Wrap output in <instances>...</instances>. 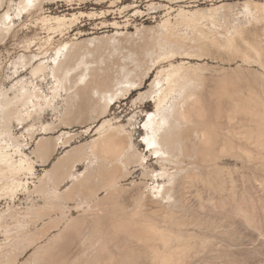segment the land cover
<instances>
[{
  "label": "rangeland",
  "instance_id": "obj_1",
  "mask_svg": "<svg viewBox=\"0 0 264 264\" xmlns=\"http://www.w3.org/2000/svg\"><path fill=\"white\" fill-rule=\"evenodd\" d=\"M53 1L46 8L45 14L36 18L48 17L61 19L60 21L52 20L50 24L44 25L40 19L36 24L33 20H28L25 25L20 24L15 32L0 44V90L12 85L13 64L21 55L37 54L43 57L46 53L47 58H50L62 45L84 44L94 38H98V47L104 45L108 37L119 32L133 35L132 40L140 46H143L144 42L151 45L149 48L154 50L152 57H145L141 53L133 55L131 47L126 44L125 49L114 54L96 52L89 61L99 63L105 60L106 64L113 62L114 71L126 67L134 77L142 76L148 71L149 75L142 90L135 92L127 101L113 106L106 117L114 119L115 125H127L128 119L136 111H142L138 113L134 126L135 142L141 143L143 132L140 127L147 119L146 113L155 110V103L153 97H150L143 102L147 104L146 108L136 109L133 102L141 94L152 96L151 84L157 77L164 80L168 73L178 71L180 75L196 73L202 78L205 77L200 95L210 126L215 125L212 127L216 132L217 141L225 137L229 130L235 131V127L227 128L225 117L235 103L241 104L253 114L243 118V130L253 133L258 128L255 121L264 115V0ZM247 3L251 6V14H254L245 13ZM226 6L231 9L233 7L232 11ZM211 7H218V10L211 12ZM192 12L195 17L190 14ZM216 12H221V15L217 16ZM227 13H230L229 16ZM214 16L219 20L214 21ZM256 16L260 17L259 20ZM223 17H228V21ZM210 23L213 25L212 30ZM188 24H197L200 29L209 28L208 31H212L211 34L215 37L219 34V39L223 33H229L226 36H231L233 31L241 26L244 32L236 38L238 52L211 48L205 56L191 60L178 54L165 55L168 50L155 45V40L165 31V27L171 26L169 29L181 36L188 33L189 37L197 36V31ZM49 26L53 27L51 31ZM214 28H221L218 31H222V36ZM232 36H235V33ZM260 47L263 56H260ZM50 87V80L42 84L43 91L48 95H51ZM65 97L63 94V99ZM59 104L63 106V100L60 99ZM79 105L80 103L77 107ZM88 113H84L85 116L80 120L74 119L68 129L60 128L45 135L42 134V125L57 121L55 114L46 111L39 119L27 123L28 125L14 123L10 134L3 136L7 142L2 145L7 148L13 146L7 149L11 157L20 159L15 145H21V150L32 159L34 171L32 174L24 172L21 176V187L0 197V264L161 263L153 250L134 237L139 231L133 221L145 220L134 214L138 207V198L149 194L152 196L153 187L157 186L154 181L144 177V168L140 165L135 164L130 169V174L124 173L120 176L118 186L110 188L98 175L97 164L93 168L88 162L82 163L75 173L89 175V184L93 187L92 190H95L92 197L84 196L82 201L69 198L53 199L36 191L45 187L47 190L58 188L61 193L73 189L75 181H65L63 178L56 179L55 182L48 180L53 176V165L68 150L85 146L97 138L95 133L102 122H89ZM32 124L35 135L31 139L32 132L29 127ZM67 132L73 135L69 143L71 147L66 148L63 144L65 138L55 146L54 141ZM41 138H47L52 143L48 153L43 156L36 154V146ZM239 143L234 138L232 144L235 149L220 155L216 160L217 166L211 170L223 172L228 181L229 192L226 190L215 195L211 202H206L209 195L201 187L199 189L202 202L194 195H188L189 209L184 218L193 221L194 225L183 227V230L196 232V236L172 243L174 249H185L186 252L182 255H179L180 251L174 254L167 252L166 256L171 257L169 264H264V149L257 144L256 138H247L242 142L246 154L239 156L236 149ZM138 144L140 152H144V147ZM149 166L157 171L161 170L154 160L149 162ZM189 167V159L184 158L169 169L174 172L177 168L187 170ZM197 170L203 176L209 174V171L202 167ZM11 182L12 178L9 176L6 183ZM201 206L207 207L203 208L205 212H202ZM146 219L159 222L151 218ZM152 247L165 251L159 242H153Z\"/></svg>",
  "mask_w": 264,
  "mask_h": 264
},
{
  "label": "bare ground",
  "instance_id": "obj_2",
  "mask_svg": "<svg viewBox=\"0 0 264 264\" xmlns=\"http://www.w3.org/2000/svg\"><path fill=\"white\" fill-rule=\"evenodd\" d=\"M52 1L0 0V44L12 35L20 24L25 25L28 20H33V23L36 24L40 19L36 17L45 14L46 8ZM245 5V13H248V15L254 14H251L249 8L251 6L248 3ZM228 6L226 8L230 10L231 8H228ZM213 8L211 12L218 10V7L217 9ZM255 9L257 8L255 7ZM190 14H193V12ZM229 14L227 13L228 16ZM220 15L221 12L217 14V16ZM256 17L259 20L260 17ZM225 18L223 17L224 20ZM227 18L226 21H228ZM213 19L214 21L219 20L215 19V16ZM253 19H255L254 16ZM40 20L44 25H48L52 20L57 22L61 19L43 17ZM197 24H188L197 31V36L190 37L188 32L187 35L181 36L178 35L179 33L176 34L173 30H170L171 26L165 27V31L155 40V45H158L161 49H167L169 52L166 51L165 55L167 53L171 54L168 56L178 54L191 58V60L192 58L205 56L211 48H223L224 50L238 52L236 38L244 32L241 26L233 31L235 36H232L233 33H230L231 36H228L229 33H225V35L223 33L225 37L221 35L222 31H218L221 28L218 30V27L214 28L222 36L219 39V34L218 37L212 35V31L209 32V28H205L206 25L203 27L205 29H200ZM210 24L212 30L213 25ZM48 28L51 31L53 27L49 26ZM226 34L228 35L226 36ZM133 38V35L117 32L115 35L108 37L106 43L102 46L97 47L96 41L98 38H94L84 44L62 45L50 58H47L46 53L43 54V57L37 54L18 57L12 68V85L0 90V127L2 128L0 130V197L5 195L6 192H15L16 188L21 187V176L24 172L32 174L34 171V163L21 150V145L14 144L17 148L16 151L20 154L19 160L12 158L7 151L13 146L7 148L2 145V143L7 142L4 137L10 134V129L14 123L19 125L29 124V122L39 119L46 111H50V113L56 115L57 121L42 125V134L46 135L52 134L60 128L70 127L74 119L80 120L85 116L84 113L89 112V122L93 124L102 122L99 127L96 126L98 127L95 133V135H98L97 138L85 146L68 150L53 165V176L49 177L48 180L49 182H55L56 179L63 178L65 181H75L73 189L64 193H61L58 188L47 190L46 187L36 191L53 199L69 198L82 201L84 196L92 197L95 192L89 184L91 182L89 175L75 173L76 168L82 163L88 162L91 167L97 164L98 175L110 188L118 186L120 176L124 173L130 174V169L135 164L140 165L144 168V177L152 180V182L154 181L157 186L154 185L152 196L149 194L138 198V207L134 214L145 220L133 221L135 227L138 226L139 231L134 237L157 254L161 262L159 264H169L171 257L166 256L167 252L174 254L180 251L174 249L172 243L196 236V232L189 233L190 230H183V227L194 225L193 221L184 218V214L189 209L187 204L188 195H194L202 202V194L199 189L201 187L202 190L208 192L209 198L207 197L206 202H211L215 195L224 193L227 190L228 181H226L223 172L220 170L211 172V170L217 166L216 160L220 155L222 156V154L235 149L232 144L234 138L240 142L236 146L239 156L246 154L242 142L247 138H256L257 144L260 145L261 149H264V115L255 121L258 124L256 131L247 133L243 130V118L253 114L241 104L235 103L225 115L227 128L235 127V131H225L227 135L223 136L222 141H217L216 132L213 129L215 125L212 123L213 127L210 126L200 95V88L205 77L202 78L201 75L199 77L196 73L181 74V76L178 73L179 71L166 73V79L163 77L164 80H162L157 77L152 82V96L141 94L133 102V107H136V109L146 108L147 104L143 102L150 97H153L155 103V110L146 113L147 119L140 127L143 137L139 144L144 147V152H140L133 133L138 113L142 111L133 112L134 114L128 119L127 125H115L114 119L106 117L113 106L121 104L122 101H127L135 92L142 90L149 75L148 71L142 76L134 77L126 67H120L118 71H114L113 62L106 64L105 60L99 63L89 61V58L96 52L114 54L121 49H125L126 44L131 47L133 55L141 53L145 57H152L154 50L149 48L151 45L144 42V45L140 46L132 40ZM152 43L154 44V42ZM260 56H263L261 47ZM49 80L51 81V95L46 94L42 89V84ZM164 81L167 83L165 84ZM164 84L167 86L164 87ZM63 94L66 96L64 99ZM60 99L64 102L63 106L59 104ZM78 103H80L79 107H77ZM29 129L32 132H30L32 139L35 135L33 131L34 124L30 125ZM63 139L65 141L62 142L66 145V148L71 147L69 143H71L73 135L69 132L62 133L54 141V144L56 142L55 146ZM51 146L52 143L49 139L41 138L36 146V154L39 156L46 155ZM184 158L189 159L190 167L187 170L177 168L174 172H170L169 167L179 164L180 160ZM152 160L160 165V171L149 166V162ZM198 167L208 170L209 174L203 176L198 172ZM9 176L12 178L11 184L6 183ZM201 207L202 212L204 211L203 208H207ZM146 218L158 220L159 222H152ZM201 231L205 232V230ZM153 242L161 243L165 251L152 247ZM184 251L186 252L185 249H181L179 255H182Z\"/></svg>",
  "mask_w": 264,
  "mask_h": 264
}]
</instances>
